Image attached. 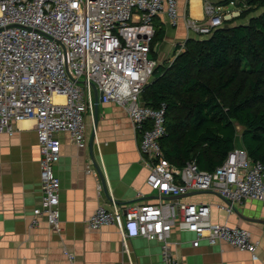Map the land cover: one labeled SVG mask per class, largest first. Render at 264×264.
I'll use <instances>...</instances> for the list:
<instances>
[{
  "label": "built area",
  "instance_id": "built-area-1",
  "mask_svg": "<svg viewBox=\"0 0 264 264\" xmlns=\"http://www.w3.org/2000/svg\"><path fill=\"white\" fill-rule=\"evenodd\" d=\"M247 8L246 3L235 7V0L225 8L206 2L205 17L187 18L185 24L197 35H208ZM161 14L176 25L178 0H0V134L12 135L23 120L33 121L37 133L41 198L32 210L31 226L44 216L51 229L59 228L57 134L65 132L76 147H86L94 84L102 93L101 103L122 107L140 134L145 182L158 198L124 206L111 200L110 209L99 205L86 220L87 228L113 224L123 242L129 237L157 241L163 264H183L170 249L175 226L195 235L193 247L200 239L222 241L256 259L258 243L244 229L212 222L207 204L161 198L213 192L226 200L219 208L229 214L243 200H264V167L243 148L229 151L213 171L199 169L194 161L178 168L163 156L159 140L165 134V106L152 108L140 101L157 66L148 54L153 21Z\"/></svg>",
  "mask_w": 264,
  "mask_h": 264
},
{
  "label": "crops",
  "instance_id": "crops-1",
  "mask_svg": "<svg viewBox=\"0 0 264 264\" xmlns=\"http://www.w3.org/2000/svg\"><path fill=\"white\" fill-rule=\"evenodd\" d=\"M238 1L235 0V7H240ZM206 2L221 8L230 3L178 0L176 25H171L163 14L154 18V28L163 30V38L154 51L157 68L169 66L184 51L187 40L203 38L186 27L185 19L202 20ZM236 18L223 25L238 23ZM243 129L236 125L235 148H242ZM57 137L61 146L54 173L60 184V222L58 230H54L44 216H39L37 224L31 226L32 210L39 206L41 198L34 122L23 120L16 124L12 135L0 134V264H163L159 242L142 237H129L123 242L113 224L96 230L86 225L99 205L110 209L111 200L124 206L136 200L146 203L158 198L146 185L148 170L138 148L140 134L135 132L124 109L113 103H99L95 128L87 117L85 148L72 144L65 132ZM99 183L101 190L97 189ZM138 192L143 196H137ZM180 199L207 204L212 222L244 229L250 240L258 243L256 259L222 241L209 244L200 239L199 245L193 247L195 235L175 226L170 234V249L183 264H264V200H243L234 204L235 209L229 214L219 208L226 201L213 192Z\"/></svg>",
  "mask_w": 264,
  "mask_h": 264
},
{
  "label": "trees",
  "instance_id": "trees-1",
  "mask_svg": "<svg viewBox=\"0 0 264 264\" xmlns=\"http://www.w3.org/2000/svg\"><path fill=\"white\" fill-rule=\"evenodd\" d=\"M242 3L248 8L238 23L187 40L169 66H156L140 94L145 106H165L159 144L175 167L195 161L199 169L213 171L236 147V125L244 128L241 147L248 158L264 167V0L237 4ZM162 38V28H155L152 52Z\"/></svg>",
  "mask_w": 264,
  "mask_h": 264
},
{
  "label": "water",
  "instance_id": "water-1",
  "mask_svg": "<svg viewBox=\"0 0 264 264\" xmlns=\"http://www.w3.org/2000/svg\"><path fill=\"white\" fill-rule=\"evenodd\" d=\"M91 86H92V90H93V94H94V114H93L92 124H93V128H95V126L97 124V107H98V104L102 102V93L100 91H98L97 87L94 84H92ZM93 138H94V130H93L92 135L90 137V144H92ZM93 164L96 167V170H98L97 165H96L94 160H93ZM101 182H103L102 177H101ZM190 194H194V193H190ZM190 194L186 193V194H182V195H178V196H161V198L164 200L180 199V198L185 197V196L190 195ZM155 197H158V196H155ZM223 200H225V199H223Z\"/></svg>",
  "mask_w": 264,
  "mask_h": 264
},
{
  "label": "rangeland",
  "instance_id": "rangeland-1",
  "mask_svg": "<svg viewBox=\"0 0 264 264\" xmlns=\"http://www.w3.org/2000/svg\"><path fill=\"white\" fill-rule=\"evenodd\" d=\"M264 9V8H263ZM261 10V8L259 9H256V10H254V12H252L253 14H257L259 11ZM251 13V14H252ZM250 14V15H251ZM249 15V16H250ZM248 20V16H246V21ZM244 21H245V19H244ZM208 35H201V37H203V38H206ZM156 52V51H155ZM155 52H152V51H150V53L148 54V58H150V59H156V53Z\"/></svg>",
  "mask_w": 264,
  "mask_h": 264
}]
</instances>
